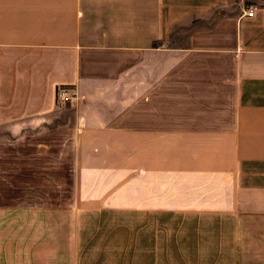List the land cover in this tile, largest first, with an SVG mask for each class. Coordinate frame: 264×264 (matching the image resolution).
<instances>
[{"label": "crops", "instance_id": "obj_1", "mask_svg": "<svg viewBox=\"0 0 264 264\" xmlns=\"http://www.w3.org/2000/svg\"><path fill=\"white\" fill-rule=\"evenodd\" d=\"M108 213L182 240L94 246ZM204 255L264 264V0H0V264Z\"/></svg>", "mask_w": 264, "mask_h": 264}, {"label": "rangeland", "instance_id": "obj_2", "mask_svg": "<svg viewBox=\"0 0 264 264\" xmlns=\"http://www.w3.org/2000/svg\"><path fill=\"white\" fill-rule=\"evenodd\" d=\"M71 103V102H69ZM66 104V103H65ZM73 117V109L65 108L59 118L57 119V124L59 122L63 123L66 120ZM182 222L171 221V222H161L142 219L140 221H133L125 217L124 220L116 219L111 214H104L98 219L94 218L92 223V231H100L99 236L93 238L94 246L106 248V247H130L131 245L148 246L149 244L153 245H163L164 239H172L174 241L180 242L179 230L182 228ZM136 229V230H134ZM167 230V232H164ZM135 231H140L138 234ZM138 236H137V235ZM172 241V242H173ZM206 242V241H205ZM208 245V241L206 242ZM179 244V243H177ZM111 250L107 252L96 251L91 255L92 261H115V255H111ZM105 253V254H104ZM108 253V254H107ZM111 257V258H110ZM121 261L131 262V255L124 256ZM175 261V260H173ZM195 262V261H194ZM204 264L210 263V256L204 255L203 261Z\"/></svg>", "mask_w": 264, "mask_h": 264}, {"label": "built area", "instance_id": "obj_3", "mask_svg": "<svg viewBox=\"0 0 264 264\" xmlns=\"http://www.w3.org/2000/svg\"><path fill=\"white\" fill-rule=\"evenodd\" d=\"M249 17L254 16V12L251 11L248 15ZM74 99V95L72 94V91L66 87H60L57 92V100L61 104H65L67 102H71Z\"/></svg>", "mask_w": 264, "mask_h": 264}]
</instances>
